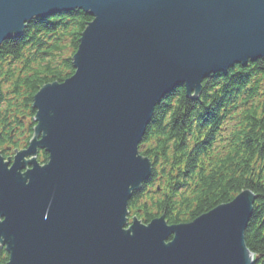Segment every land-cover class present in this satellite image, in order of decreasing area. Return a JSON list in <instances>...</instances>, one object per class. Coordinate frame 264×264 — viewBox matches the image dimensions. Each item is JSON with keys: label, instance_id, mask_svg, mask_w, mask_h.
I'll return each mask as SVG.
<instances>
[{"label": "water", "instance_id": "95a60500", "mask_svg": "<svg viewBox=\"0 0 264 264\" xmlns=\"http://www.w3.org/2000/svg\"><path fill=\"white\" fill-rule=\"evenodd\" d=\"M75 9L92 20L74 73L34 95L28 145L0 151L5 264H254L249 188L176 224L130 221L129 204L152 175L139 145L163 98L198 99L206 78L264 59V0H0V46Z\"/></svg>", "mask_w": 264, "mask_h": 264}, {"label": "trees", "instance_id": "16d2710c", "mask_svg": "<svg viewBox=\"0 0 264 264\" xmlns=\"http://www.w3.org/2000/svg\"><path fill=\"white\" fill-rule=\"evenodd\" d=\"M92 17L80 9L33 19L21 37L0 46V151L25 148L35 126L33 98L50 82L74 73L72 57ZM140 153L153 164L150 179L130 200L143 222L162 214L190 222L244 189L258 195L245 240L264 264V59L236 65L203 81L198 99L177 87L155 108ZM48 154L40 150L38 160ZM8 253L0 250V264Z\"/></svg>", "mask_w": 264, "mask_h": 264}, {"label": "rangeland", "instance_id": "374dc122", "mask_svg": "<svg viewBox=\"0 0 264 264\" xmlns=\"http://www.w3.org/2000/svg\"><path fill=\"white\" fill-rule=\"evenodd\" d=\"M27 27V26H26ZM26 29V28H25ZM234 68V67H233ZM203 88V87H202ZM155 111V110H154ZM147 133V132H146ZM13 155V153L12 154H10L9 156H12ZM8 156V157H9ZM152 167H153V164H152ZM139 191V190H138ZM134 216H137V215H134ZM138 217V216H137ZM133 218V214L132 213H130V221H131V219ZM139 218V217H138ZM140 219V218H139Z\"/></svg>", "mask_w": 264, "mask_h": 264}, {"label": "bare ground", "instance_id": "6f19581e", "mask_svg": "<svg viewBox=\"0 0 264 264\" xmlns=\"http://www.w3.org/2000/svg\"><path fill=\"white\" fill-rule=\"evenodd\" d=\"M63 13V12H62ZM55 16V15H54ZM51 17H53V16H51ZM32 21V20H31ZM130 213H131V211H130Z\"/></svg>", "mask_w": 264, "mask_h": 264}, {"label": "flooded vegetation", "instance_id": "af4514ba", "mask_svg": "<svg viewBox=\"0 0 264 264\" xmlns=\"http://www.w3.org/2000/svg\"><path fill=\"white\" fill-rule=\"evenodd\" d=\"M30 23V22H29ZM28 25V24H27Z\"/></svg>", "mask_w": 264, "mask_h": 264}]
</instances>
